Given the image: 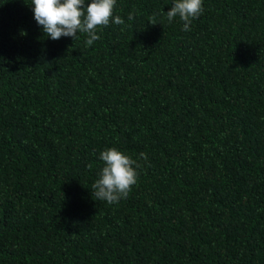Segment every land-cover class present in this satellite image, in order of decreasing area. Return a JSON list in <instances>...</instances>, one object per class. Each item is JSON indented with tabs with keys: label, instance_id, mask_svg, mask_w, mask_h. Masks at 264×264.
<instances>
[{
	"label": "trees",
	"instance_id": "trees-1",
	"mask_svg": "<svg viewBox=\"0 0 264 264\" xmlns=\"http://www.w3.org/2000/svg\"><path fill=\"white\" fill-rule=\"evenodd\" d=\"M172 4L116 0L86 46L0 0V264H264V0ZM109 148L141 165L113 205Z\"/></svg>",
	"mask_w": 264,
	"mask_h": 264
},
{
	"label": "clouds",
	"instance_id": "clouds-1",
	"mask_svg": "<svg viewBox=\"0 0 264 264\" xmlns=\"http://www.w3.org/2000/svg\"><path fill=\"white\" fill-rule=\"evenodd\" d=\"M116 0H31L34 20L42 28L44 36L57 41L62 37L78 39V34H84L86 46H92L100 39L99 30L110 23L125 25L119 15L113 16ZM203 12L202 0H173L171 9L165 14L171 23L176 17L184 22V31H190L193 20ZM134 18L129 13L128 20ZM123 30V29H122ZM2 59V58H0ZM140 159L147 160L143 152ZM99 159L104 166L98 178L92 184V197L109 205L117 204L126 199L137 183V169L140 163L116 148L102 151Z\"/></svg>",
	"mask_w": 264,
	"mask_h": 264
}]
</instances>
